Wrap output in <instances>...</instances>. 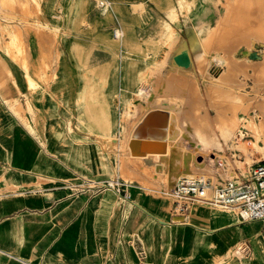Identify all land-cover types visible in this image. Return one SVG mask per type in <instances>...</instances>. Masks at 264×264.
Wrapping results in <instances>:
<instances>
[{
	"label": "rangeland",
	"instance_id": "374dc122",
	"mask_svg": "<svg viewBox=\"0 0 264 264\" xmlns=\"http://www.w3.org/2000/svg\"><path fill=\"white\" fill-rule=\"evenodd\" d=\"M263 28L264 0H0L8 123L32 138L45 160L67 165L76 185L119 179L169 198L175 149L188 166L198 155L207 164L212 152L227 150L245 171L264 160ZM222 73L228 77L220 81ZM150 107L166 108L180 122L173 155L131 158L128 138ZM254 110L262 117L246 124L255 141L247 150L236 134ZM60 150L68 155L48 157ZM64 171L27 176L41 187L70 172ZM20 175L5 174L0 193L23 190ZM245 248L237 243L236 254Z\"/></svg>",
	"mask_w": 264,
	"mask_h": 264
},
{
	"label": "crops",
	"instance_id": "0c3cea01",
	"mask_svg": "<svg viewBox=\"0 0 264 264\" xmlns=\"http://www.w3.org/2000/svg\"><path fill=\"white\" fill-rule=\"evenodd\" d=\"M17 81L23 85L20 75ZM3 88L0 79V188L9 171L24 175L25 188L0 193V264H264L261 221L235 219L207 205L192 208L184 222L173 221L170 196L143 191L136 182L125 181L128 199L112 188L72 195L64 185L73 171L45 160L32 138L10 128ZM61 151L48 157L68 155ZM204 163L210 172V159ZM64 169L69 174L41 187L27 176ZM239 242L246 244L244 255L236 254Z\"/></svg>",
	"mask_w": 264,
	"mask_h": 264
},
{
	"label": "built area",
	"instance_id": "2783aa9c",
	"mask_svg": "<svg viewBox=\"0 0 264 264\" xmlns=\"http://www.w3.org/2000/svg\"><path fill=\"white\" fill-rule=\"evenodd\" d=\"M261 117L258 110L243 117L245 122L237 132L236 138L247 150L254 148L255 141L252 131L246 124ZM198 157L195 158L198 164L191 162L189 166L186 165L180 171H176L168 180L167 194L172 200L173 216L184 222L192 208L197 205L231 209L239 214L242 221L251 219L261 221L264 235V160L252 163L243 171L233 165L227 150H218L209 157L211 163L209 172L197 170L205 167V158ZM64 186L72 195L87 190L99 193L106 188H112L122 195V198L130 197L126 183L119 179L94 180L89 187L66 180Z\"/></svg>",
	"mask_w": 264,
	"mask_h": 264
},
{
	"label": "bare ground",
	"instance_id": "6f19581e",
	"mask_svg": "<svg viewBox=\"0 0 264 264\" xmlns=\"http://www.w3.org/2000/svg\"><path fill=\"white\" fill-rule=\"evenodd\" d=\"M225 75H228V74L224 73L218 79H220V81L224 80V78L228 77V76L225 77ZM59 82L60 81L58 80V82H56L55 85L57 86ZM235 100H238V99H235ZM233 104L235 105V106L233 105L235 109L242 108V102L240 101L239 102L234 101ZM177 122L178 121H176V117H174V114L166 108H163V107L148 108L140 116L139 120L136 121L132 129L133 130L132 136L128 138L127 148L129 150L128 154H130V157L137 158V159H148L151 157L153 158L154 156L155 157L167 156L172 150L173 139L174 137H176L177 133L180 130L179 127L176 125ZM197 122L200 123V126H199L200 128L198 127L200 131L206 129V124L203 119L197 118ZM178 123H179L178 125H180V122ZM181 134L179 133V135ZM174 151L178 154V156H180V153H178L179 151L177 149H175ZM178 156H172V161H170L171 175L168 177V180L170 179V177L175 175L176 171H180L182 167H186V164L184 163V161L181 160V158H177ZM206 168L208 167H202L201 169L198 168L197 170L207 171ZM179 220H180L179 218H173V221H179ZM251 220H254V219H251Z\"/></svg>",
	"mask_w": 264,
	"mask_h": 264
},
{
	"label": "clouds",
	"instance_id": "9594fccd",
	"mask_svg": "<svg viewBox=\"0 0 264 264\" xmlns=\"http://www.w3.org/2000/svg\"><path fill=\"white\" fill-rule=\"evenodd\" d=\"M195 43H197V41H196V40H194V41H193V44H195Z\"/></svg>",
	"mask_w": 264,
	"mask_h": 264
}]
</instances>
